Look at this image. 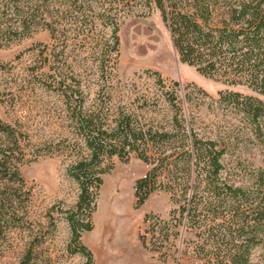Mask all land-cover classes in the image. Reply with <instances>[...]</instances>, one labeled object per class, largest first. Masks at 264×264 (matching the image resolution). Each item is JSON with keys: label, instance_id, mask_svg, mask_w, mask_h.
I'll list each match as a JSON object with an SVG mask.
<instances>
[{"label": "trees", "instance_id": "obj_1", "mask_svg": "<svg viewBox=\"0 0 264 264\" xmlns=\"http://www.w3.org/2000/svg\"><path fill=\"white\" fill-rule=\"evenodd\" d=\"M131 1L126 0L125 4L131 5ZM57 2L64 7L55 9ZM95 2L4 0L0 5V39L10 44L47 31L52 41L49 50L48 45L38 42V46H43L38 49V86L58 94L64 120L69 122V135L63 134L60 139L66 142L65 148L57 141L61 131L39 137L37 143L32 137L28 141L42 145L47 154L65 153L69 160L67 173L78 184L77 200L66 214L70 227L66 249L70 254L84 256L82 264H94L91 250L81 241V233L92 229L91 216L102 174L111 168L113 156L127 160L134 153L151 165L135 182L137 204H142L157 187L168 191L171 201L178 204L170 210L169 220L145 215L144 223L150 232L158 234V240L166 241L177 234L169 232L176 220L175 225L182 223L197 237L189 243L190 251L203 264H253L251 249L264 245V168L254 171L251 186L228 182L222 173L224 139L198 130L189 111L190 98L183 94L178 99L174 86L165 88L158 73L156 84L162 90L159 100L167 103L170 111L166 123H159L156 117L147 120L145 106L139 111L130 106L116 107L110 99L98 98L91 103L82 81L68 77L59 64L67 59L63 47L68 29L62 22L91 25L96 19L109 26L108 36L90 34L91 43L100 50L96 66L103 73L109 63L115 64L119 20L106 14L108 10L103 7L97 16L88 15L87 10L96 11ZM149 4L160 12L182 62L202 75L242 84L257 93L253 96L220 91L214 102L218 107L241 113L255 131H260L264 120V0H150ZM216 9H221L220 16L213 21ZM192 87L201 97H210L204 89L194 84ZM4 102L0 91V105ZM19 120L16 117L14 122H7L0 117V224L13 222L12 216H16L21 203L24 178L18 154L22 155L23 134L28 130L22 129ZM160 176L164 181L157 179ZM146 238L141 234L144 247L148 246ZM34 252L35 244L30 242L19 264H35L31 261Z\"/></svg>", "mask_w": 264, "mask_h": 264}, {"label": "rangeland", "instance_id": "obj_2", "mask_svg": "<svg viewBox=\"0 0 264 264\" xmlns=\"http://www.w3.org/2000/svg\"><path fill=\"white\" fill-rule=\"evenodd\" d=\"M95 1L96 11L87 10L88 15L97 16L96 12L103 7L108 10L106 14L119 20L118 57L103 73L96 66L100 50L91 43L90 34H109V26L101 20L76 26L62 22L61 25L68 29L64 42L67 44L63 47V56L67 59L59 64L68 77L82 81L91 103L98 98L100 101L110 99L116 107L130 106L139 111L145 106L147 120L156 117L159 123H166L170 111L169 105L159 100L162 90L156 84L158 73L165 88L174 86L178 99L183 94L190 98L189 111L197 129L224 139L223 177L235 185L251 186L255 180L254 171L264 168V120L260 131H255L241 113L218 107L214 100L220 91L253 96H258L257 93L242 84H229L202 75L182 62L160 12L149 4L150 0H133L131 5H126V0ZM1 2L4 0H0V5ZM55 7L62 9L64 5L57 2ZM220 10H213V21L219 19ZM75 28L82 30L77 33ZM87 34L90 38L85 37ZM38 42L48 45V50L51 48L47 31L10 44L0 39V91L5 101L0 105V117L7 122L20 117L22 129L28 130L23 134L22 155L18 154L24 178L21 203L17 205L16 216H12L13 222L0 224V264H19L30 242L35 244L31 257L35 264H82L84 256L70 254L66 249L70 240L66 214L79 194L78 184L67 173V155L44 153L42 145L28 141L32 137L37 143L39 137L53 132L61 131L57 141L64 138L63 134L69 135V122L64 120L58 94L38 86L41 79L37 76L40 69L38 49L43 47L38 46ZM193 84L204 89L210 97H201ZM61 143L65 148L66 142L60 140ZM110 164L111 168L102 174L91 216L92 229L81 233V241L91 250L94 264H203V260L190 251L189 243L197 237L182 223L175 225L176 220L171 223L169 232L177 234L166 241L158 240V234L150 232L144 223L147 214L169 220L170 210L178 205L171 201L168 191L159 187L142 204H137L135 182L151 165L134 153L127 160L113 156ZM157 179L164 181L165 178ZM141 234L147 237V247L141 242ZM250 260L253 264H264L263 244L251 249Z\"/></svg>", "mask_w": 264, "mask_h": 264}]
</instances>
